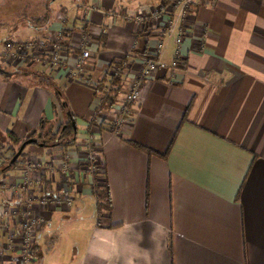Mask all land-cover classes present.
Masks as SVG:
<instances>
[{
  "label": "crops",
  "instance_id": "obj_1",
  "mask_svg": "<svg viewBox=\"0 0 264 264\" xmlns=\"http://www.w3.org/2000/svg\"><path fill=\"white\" fill-rule=\"evenodd\" d=\"M114 4L70 2L75 17L61 6L27 27L33 38L83 21L93 42L82 81L68 78L60 65L6 63L0 56L15 70L0 79V133L25 139L55 132L67 111L77 126L75 144L66 149L49 143L24 149V164L53 160L45 170L52 188L73 198L69 208L34 206L44 221L36 227L33 264H264V0H193L183 64L144 80L116 131L105 127L113 125V107L96 113V81L113 63L128 61L121 102L162 22L141 29L135 15L156 5L130 11ZM174 51L170 41L165 60ZM60 89L67 106L56 102ZM88 134L111 200L101 213L93 192L97 179L82 161ZM128 140L166 155H148ZM65 162L67 178L60 168ZM23 165L0 179L15 181ZM5 198L0 192V210ZM0 222L17 229L7 217Z\"/></svg>",
  "mask_w": 264,
  "mask_h": 264
},
{
  "label": "built area",
  "instance_id": "obj_2",
  "mask_svg": "<svg viewBox=\"0 0 264 264\" xmlns=\"http://www.w3.org/2000/svg\"><path fill=\"white\" fill-rule=\"evenodd\" d=\"M193 0H168L150 9L137 13L134 17L141 29L161 23V35L156 40L152 53L143 57L131 77L128 93L121 102L112 107L116 113L113 129L116 131L125 122V114L129 105L138 100L140 88L144 80L158 71L171 74L183 62L181 45L188 33L187 18ZM170 41L175 44L174 57L167 61L164 58ZM92 35L81 32L77 28H61L50 32L47 36L27 39H10L2 44L0 56L6 63L30 62L42 66H62L65 75L84 80L86 65L91 57ZM72 59L69 61V59ZM130 70L126 60H119L108 70L111 76H125ZM84 149V170L90 174L102 175L104 165L99 161L97 145L93 134H88L82 143ZM69 157V155H67ZM53 167L49 162H27L23 165L18 178L13 182L0 179V192L6 193L8 205L1 207L0 217H7L16 224L15 230H6L0 222V264H33L32 244L36 227L44 221L34 213V206L69 208L73 198L68 193L48 195L43 193L41 177L45 170ZM63 175L67 178L70 165H61ZM4 239H1V237Z\"/></svg>",
  "mask_w": 264,
  "mask_h": 264
},
{
  "label": "trees",
  "instance_id": "obj_3",
  "mask_svg": "<svg viewBox=\"0 0 264 264\" xmlns=\"http://www.w3.org/2000/svg\"><path fill=\"white\" fill-rule=\"evenodd\" d=\"M76 26L77 29H79L81 32L84 33L86 32V25L84 24L83 21H79V23H77ZM100 41L103 45L105 42L104 33L100 35ZM9 67L10 66L8 64L2 63L0 61V79L8 80L10 76L14 73V71L8 69ZM121 89H122V77L111 76L109 75L108 72L103 74L101 78L96 81L95 84L94 97L98 99L97 106L95 107L96 113L105 109H109L116 102H118L119 100L118 96L121 92ZM55 98L57 104L60 107H62V105L67 106L66 102L64 101L63 95L61 93V89L55 92ZM67 110L69 109L67 108L66 111ZM71 116L75 121V116L72 113ZM94 124H95L94 121H91L88 124V126L90 127L91 125ZM105 124H106L105 121H101L98 124V126L103 127ZM107 125L105 126L106 128L113 129V125L112 126L111 125L107 126ZM76 128H77L76 123L75 126L73 127L71 119L69 118V116H67L66 120L60 125L57 131L43 132L41 134V139L46 140L45 142L49 143L50 145H57L60 146L62 149H66L69 146L75 144ZM25 139L16 138L10 133H0V176L6 171H9L19 165L24 164V149L25 147H27V145L21 150L18 157L14 161L10 162V159L18 149V147H14V146L21 143ZM128 143L131 146L144 151L148 155H159L161 157L166 155V153L163 154L158 153L155 150L150 149L133 140H128ZM171 144L169 145V147L171 146ZM169 147L166 152L169 151ZM104 176H105V171H103L102 175H99L98 173L95 174L97 180L95 185L93 186V192L96 198V210L99 213L104 211H109L111 207L109 188L105 182ZM41 184L43 187V191H42L43 193L48 195L56 194V191L52 188V180L49 177H47L45 173L41 177Z\"/></svg>",
  "mask_w": 264,
  "mask_h": 264
},
{
  "label": "rangeland",
  "instance_id": "obj_4",
  "mask_svg": "<svg viewBox=\"0 0 264 264\" xmlns=\"http://www.w3.org/2000/svg\"><path fill=\"white\" fill-rule=\"evenodd\" d=\"M80 1L83 0H0V48L7 40L27 39L29 37L27 35H30V31L27 30L28 26L42 23L50 16V13L54 15L59 11L61 6H66L68 15L75 17L76 8L69 4ZM31 3H34L37 8H34L35 5ZM113 4L116 7L122 5L126 10L132 11L131 9L137 10L139 6L157 5L158 0H113ZM110 12H112L111 9ZM8 69L15 72L12 67ZM34 78L36 81H42L36 76ZM19 145L20 143L14 147Z\"/></svg>",
  "mask_w": 264,
  "mask_h": 264
},
{
  "label": "water",
  "instance_id": "obj_5",
  "mask_svg": "<svg viewBox=\"0 0 264 264\" xmlns=\"http://www.w3.org/2000/svg\"><path fill=\"white\" fill-rule=\"evenodd\" d=\"M67 116H69V118L71 119L72 125L73 127L75 126V121L73 120L70 111H67ZM41 137V133H36L35 137H30L25 139L24 141H22L20 143V145L18 146V149L16 150V152L13 154V156L10 159V162L14 161L19 153L21 152V150L26 146V145H30V144H38L41 146H46L47 143L45 141L42 140V142H37L38 138Z\"/></svg>",
  "mask_w": 264,
  "mask_h": 264
}]
</instances>
